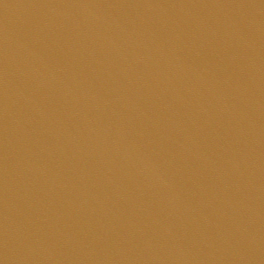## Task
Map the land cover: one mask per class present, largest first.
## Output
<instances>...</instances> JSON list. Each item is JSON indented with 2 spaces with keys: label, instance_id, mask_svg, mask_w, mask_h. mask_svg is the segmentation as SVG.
Segmentation results:
<instances>
[{
  "label": "water",
  "instance_id": "95a60500",
  "mask_svg": "<svg viewBox=\"0 0 264 264\" xmlns=\"http://www.w3.org/2000/svg\"><path fill=\"white\" fill-rule=\"evenodd\" d=\"M0 264H264V0H0Z\"/></svg>",
  "mask_w": 264,
  "mask_h": 264
}]
</instances>
